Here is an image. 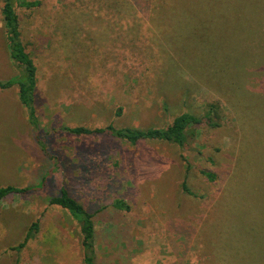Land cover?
Wrapping results in <instances>:
<instances>
[{
    "label": "rangeland",
    "instance_id": "rangeland-1",
    "mask_svg": "<svg viewBox=\"0 0 264 264\" xmlns=\"http://www.w3.org/2000/svg\"><path fill=\"white\" fill-rule=\"evenodd\" d=\"M39 1L17 9L47 152L18 87L0 88V187L39 186L0 200V264H83L78 222L49 203L61 186L94 214L99 264H264V0ZM183 112L207 118L188 149L58 130L164 127Z\"/></svg>",
    "mask_w": 264,
    "mask_h": 264
},
{
    "label": "trees",
    "instance_id": "trees-1",
    "mask_svg": "<svg viewBox=\"0 0 264 264\" xmlns=\"http://www.w3.org/2000/svg\"><path fill=\"white\" fill-rule=\"evenodd\" d=\"M17 4L23 8H34L38 7L41 1L4 0L2 14L5 22L7 46L10 58L19 72L8 80H0V88L7 89L14 85L18 87L19 100L27 109L28 119L32 126L34 137L41 148L47 152V145L42 136L43 129L36 107L38 66L22 40ZM207 115L208 117L210 116V114ZM206 119V117H200L190 112H183L177 115L169 125L164 127H117L113 123H110L104 127L91 128L86 125L70 126L62 124L58 130L74 135L108 134L133 144L139 141H165L175 143L183 149H188L192 146V141H194L196 127ZM212 124L217 126L216 123L212 122ZM201 173L212 181L217 178L216 173L208 169H202ZM37 187L39 186H2L0 187V200L11 194L26 193L32 190V188ZM183 190L190 195L194 194L186 184L183 185ZM49 203L67 209L71 216L78 222L82 235L83 264H99L96 251L97 231L94 214L81 201L73 197L66 186H61L59 193L49 198ZM112 205L119 210L125 211L130 210L131 207L126 200L121 198L115 199ZM39 229L40 224L37 220L28 229L24 240L19 245L13 247V249L20 250L25 247L35 237Z\"/></svg>",
    "mask_w": 264,
    "mask_h": 264
}]
</instances>
